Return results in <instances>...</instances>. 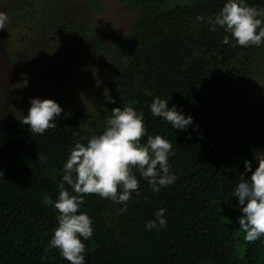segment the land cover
<instances>
[{"label": "trees", "instance_id": "1", "mask_svg": "<svg viewBox=\"0 0 264 264\" xmlns=\"http://www.w3.org/2000/svg\"><path fill=\"white\" fill-rule=\"evenodd\" d=\"M118 1L135 14L131 27L109 42L96 33L90 38L108 54L109 81L99 105L61 106L57 127L43 134L12 120L0 124V264H70L58 249L45 251L57 212L43 204V196L57 197L61 169L75 143L100 134L111 110L126 104L143 112L148 135L172 143L169 163L177 179L156 193L134 169L139 194H132L123 213L120 204L84 195L80 211L92 218L94 230L83 241L86 264H264V236L244 241L233 191L244 161L254 169L257 158L264 159V97L250 102L236 95L231 83V76L238 81L252 76L246 65L256 53L264 54V44L230 47L222 43L227 33L209 30L208 21L225 0ZM246 3L264 7V0ZM14 4L13 19L25 21L33 18L32 9L43 7L29 34L52 43L70 32L80 37L92 23H75L90 6L81 10L61 0ZM83 68L85 62L60 69L53 85L63 91L87 83ZM18 90L17 105L29 108L34 97ZM35 91L42 99L51 97ZM155 96L168 100L169 107L182 106L193 125L180 131L153 116L148 105ZM159 208L166 209L167 226L146 230L145 222Z\"/></svg>", "mask_w": 264, "mask_h": 264}, {"label": "clouds", "instance_id": "2", "mask_svg": "<svg viewBox=\"0 0 264 264\" xmlns=\"http://www.w3.org/2000/svg\"><path fill=\"white\" fill-rule=\"evenodd\" d=\"M200 19V17H197ZM8 17L0 13V28ZM209 30L219 27L227 35L222 43L230 47L264 44V7H256L246 0H225L219 12L208 21ZM30 107L22 123L34 134H43L57 127L55 118L62 107L51 98H30ZM153 116L164 120L172 129L185 131L193 125V117L186 115L182 106H168V100L155 96L148 105ZM198 125H194V129ZM146 141L141 138L146 136ZM174 155L172 143L160 134L148 135L143 112L126 104L114 107L103 131L90 136L86 143L77 142L70 149L61 169L58 194L55 199L47 194L43 204L57 212V225L47 242V248L58 249L59 255L70 264H86L85 243L94 235L92 218L80 211L84 195L96 194L120 204L119 212L127 210L135 192L139 194V177L146 181L152 192H160L172 185L177 177L171 170L169 158ZM38 159H46L39 155ZM234 187L241 215L236 223L244 241L255 242L264 236V159L257 158V166L244 161V171ZM67 186V187H66ZM166 209L159 208L154 218L145 222L146 230H160L167 226Z\"/></svg>", "mask_w": 264, "mask_h": 264}, {"label": "rangeland", "instance_id": "3", "mask_svg": "<svg viewBox=\"0 0 264 264\" xmlns=\"http://www.w3.org/2000/svg\"><path fill=\"white\" fill-rule=\"evenodd\" d=\"M18 1L0 0V13L8 17L4 28H0V124L10 120L22 123L24 115H27L29 108L17 105L18 87L25 88L34 98L39 97L35 90L40 89L65 108L81 105L95 109L99 105L101 92L109 81L110 72L107 67V52H101L97 43L90 38L95 36L93 33L99 34L105 42L119 38L131 27L135 14L118 0H98L96 3L95 0H61L69 1L74 8L80 7L81 10L90 6V13L79 15L75 23L86 24L88 19L92 23L90 27L87 25L89 30L87 28L86 34L77 37L70 32L68 35H60L52 43L42 35L29 34L31 26L39 22L43 7L32 9V19H13L14 3ZM262 54L256 53L249 63L246 61V69L252 76L243 79L240 77L239 81L238 77L231 76V83L236 84L233 92L250 102L264 97ZM81 62H85L88 67L82 69L87 83L63 91L53 85L60 69L75 67Z\"/></svg>", "mask_w": 264, "mask_h": 264}]
</instances>
